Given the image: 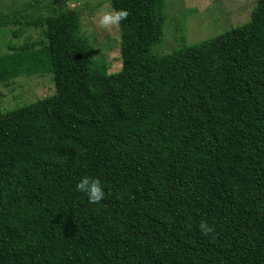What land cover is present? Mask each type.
<instances>
[{"label": "trees", "instance_id": "16d2710c", "mask_svg": "<svg viewBox=\"0 0 264 264\" xmlns=\"http://www.w3.org/2000/svg\"><path fill=\"white\" fill-rule=\"evenodd\" d=\"M110 3L129 13L118 72L76 9L33 19L43 47L0 54V87L55 84L13 110L0 91V264H264V0L164 55L165 0ZM84 175L105 199L75 190Z\"/></svg>", "mask_w": 264, "mask_h": 264}, {"label": "rangeland", "instance_id": "374dc122", "mask_svg": "<svg viewBox=\"0 0 264 264\" xmlns=\"http://www.w3.org/2000/svg\"><path fill=\"white\" fill-rule=\"evenodd\" d=\"M257 3L258 0H165V37L153 52L169 54L244 25ZM57 8L79 10L82 34L94 48L95 63L106 65L109 73L121 70L119 25L110 29L99 25L100 16L114 10L110 0H0V54L11 52L14 46L41 48L47 44L44 27L31 22L38 14L48 16ZM0 91L2 109L13 110L55 93V84L51 74L24 76L2 85Z\"/></svg>", "mask_w": 264, "mask_h": 264}, {"label": "clouds", "instance_id": "9594fccd", "mask_svg": "<svg viewBox=\"0 0 264 264\" xmlns=\"http://www.w3.org/2000/svg\"><path fill=\"white\" fill-rule=\"evenodd\" d=\"M128 15L129 13L125 9L104 12L99 18V25L102 28L110 29L113 26H118ZM75 190L85 194L91 203H98L106 197L105 187L102 181L99 178L88 175L82 176L76 182ZM199 227L205 234L213 231V228L207 223H201Z\"/></svg>", "mask_w": 264, "mask_h": 264}]
</instances>
